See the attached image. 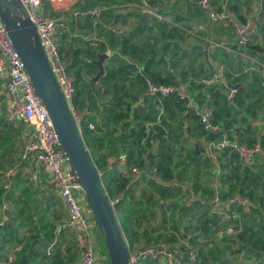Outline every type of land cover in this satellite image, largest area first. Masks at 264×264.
Instances as JSON below:
<instances>
[{
    "label": "crops",
    "instance_id": "obj_1",
    "mask_svg": "<svg viewBox=\"0 0 264 264\" xmlns=\"http://www.w3.org/2000/svg\"><path fill=\"white\" fill-rule=\"evenodd\" d=\"M139 3L141 8L128 6ZM51 10L58 21L56 43L75 79L73 105L79 133L106 194L120 204L114 210L127 245L136 248L139 239L149 236L154 225L150 214L162 209L176 216L173 222L178 224L183 245L200 248L207 240L223 250L211 256V264H264V251L258 252L249 241L252 235L264 240V207L255 197L262 196L258 183L262 185L264 158L243 162L232 152L208 147L207 133L193 113L185 106L161 104L145 82L149 77L155 85L164 80L186 85L200 110L215 108L223 97L231 101L236 93L241 94V102L228 104L230 114L219 121L223 134L264 147V0H207L204 6L201 0H68ZM209 10H226L249 23L252 31L243 53L227 45L236 39L233 27L211 22ZM101 54L106 57L99 75ZM1 120L5 122L0 125V142L4 143L13 130L6 126V112H0ZM89 123L94 130L88 128ZM5 152L3 144L0 159ZM161 159L174 178L186 182V190L169 194L153 189L150 181L161 179L156 174ZM131 167L138 171L132 172ZM208 169L209 179L204 174ZM246 175L252 178L245 180ZM21 180L11 179L0 193V264L13 261L23 230H31L21 214L27 202L33 207V201L25 186L17 189ZM233 182V190L245 196L251 193L249 211L217 217L204 206L187 202L191 193L205 198L229 193ZM53 202L46 206V221L55 225L48 252L55 250L56 257L46 264H79L88 241L69 223L67 208L56 210ZM230 227L233 233L228 234ZM96 231L93 234L99 237Z\"/></svg>",
    "mask_w": 264,
    "mask_h": 264
},
{
    "label": "built area",
    "instance_id": "obj_2",
    "mask_svg": "<svg viewBox=\"0 0 264 264\" xmlns=\"http://www.w3.org/2000/svg\"><path fill=\"white\" fill-rule=\"evenodd\" d=\"M26 9L29 20L36 29L40 46L50 65L55 81L67 103L69 111L78 127L77 113L73 105L75 94V79L70 74L62 60L56 39L58 36V21L42 9L43 2L49 3L51 9H59L68 0H18ZM204 6L207 0H201ZM141 8L142 3L128 4ZM146 12H148L146 8ZM162 20L161 17H158ZM207 18L213 23L229 24L236 33L235 41L227 43L229 48L240 54L246 46L248 36L251 33L249 23H242L235 19L226 10H209ZM0 75L5 76V88L8 99L6 119L12 122L19 119L29 123L34 128L35 138L25 142L20 152V159L32 167V178L37 180L38 171H44L50 178L53 188L67 208L69 223L77 227L87 239V244L82 252L79 264H104V256L95 249L91 236L92 221L95 222L91 207L85 195L84 188L74 171L69 159L60 145L58 135L54 129L48 110L38 95L31 76L15 48L6 27L0 19ZM148 91L159 96V99L167 96H176L184 102V106L192 110L198 117L203 130L212 136L208 147L213 150L235 153L243 161H251L255 158H264V147L259 143L245 144L230 140L224 136L222 126L213 121V110L209 107L199 109L190 99L188 88L184 84H159L155 85L146 80ZM88 128L94 130V124L89 123ZM79 130V127H78ZM80 131V130H79ZM122 156L121 160H124ZM132 172L138 169L131 167ZM12 173V171H11ZM99 173V172H98ZM10 175V174H8ZM100 176V173H99ZM155 184L171 189L186 190L187 184L183 181L171 179L163 181L155 178ZM5 185V188H8ZM189 204L206 205L209 210L218 217H232L237 208L247 212L252 204L245 195L231 194L226 197L215 194L210 199L191 193L187 199ZM114 207L116 201L110 200ZM88 218L92 219L89 221ZM226 233H233V228L226 229ZM128 247L129 264H138L149 260H156L160 264H187L182 259V254L171 251L165 245H146L138 249ZM8 260H12L11 257Z\"/></svg>",
    "mask_w": 264,
    "mask_h": 264
},
{
    "label": "water",
    "instance_id": "obj_3",
    "mask_svg": "<svg viewBox=\"0 0 264 264\" xmlns=\"http://www.w3.org/2000/svg\"><path fill=\"white\" fill-rule=\"evenodd\" d=\"M0 19L48 110L60 145L84 188L95 223L103 235L109 264H129L127 243L114 207L103 188L97 168L55 81L26 9L18 0H0ZM104 57L106 54H101L97 62L100 66L99 75L102 73L101 63ZM237 86L238 84L231 87L236 89Z\"/></svg>",
    "mask_w": 264,
    "mask_h": 264
},
{
    "label": "rangeland",
    "instance_id": "obj_4",
    "mask_svg": "<svg viewBox=\"0 0 264 264\" xmlns=\"http://www.w3.org/2000/svg\"><path fill=\"white\" fill-rule=\"evenodd\" d=\"M40 10H41V8H40ZM42 10L46 11L48 13V15L55 18L56 14L53 10H51L49 3L43 2ZM64 62H65V60H64ZM5 84H6L5 76L0 75V112H2L3 114H4V112H6V109H7V99H6L7 95H6ZM4 122L5 121L1 120L0 125L2 126L4 124ZM6 126H10L12 128L11 130H13L12 132L14 135L13 134L11 135L8 142H4V143H2L3 141L0 142V146H2L4 144L5 150H6V152L4 154L5 156L3 157L4 159L3 160L0 159V188H3V186L5 187V185H8L7 182H9L11 179L16 181V178H19V179L21 178L23 180H21V183H18L17 189L21 188L22 186L26 187V190H27L26 194L30 193V195H27V197L33 201V209L36 210L38 214H44L45 219H46V206L50 200L54 201L53 206L54 205L56 206V208H57L56 210H64L65 206L62 203L58 204V201H56L58 196L52 195L53 194L52 192L54 190L50 185L49 176L45 172H43L42 170H39L38 171V179L35 181L34 180L32 181V179L29 178V175H28L29 174L28 173V169H29L28 164L26 162L21 161V159H20V152H21L23 144L25 142H28V141L33 140L35 138L33 126L29 123L22 122L19 119H16L12 122H9L8 124H6ZM18 128L21 130L20 133L19 134L14 133V131L17 130ZM11 171H12V173H11ZM225 172H226V170H224V173ZM8 174H10V175H8ZM204 174H206L208 179L210 178V170L209 169L207 171H205ZM212 176H214L213 173H212ZM244 178H245V180H247V179L250 180L252 177H249L246 175ZM259 180L262 182V185H261V183H258L259 187L262 188L260 195H262L261 197L264 198V185H263L264 184V175L263 174H261ZM151 186L153 187L154 190L159 189V188H157V186L153 185L152 183H151ZM158 186H160V185H158ZM234 186H235V183L233 186H231L229 193L221 192L223 194L217 193V195L222 196V197H226L227 195L229 196V194H231L232 192L240 193L238 191V189L233 190L236 188ZM167 191H171V192H167ZM175 191H176L175 189H171V188L164 189V192L169 193V194H175L176 193ZM253 194L255 195V192ZM255 197H256V200L258 202L259 201L258 195H256ZM210 198L211 197H209V199ZM149 201H148V203H151ZM160 211L161 212H159V213L152 212L150 214V216L153 217V219H151V221H152L151 225H153V224L154 225L151 226L150 227L151 229L148 231L149 236H147V238H145V239L143 237L141 239L138 238L139 239L138 241H140L139 242L140 244H137L138 247H136V248L134 247L133 249L141 248V247H143L144 244H145V246H146V244L147 245H160V244H162V245H165L166 247H168L171 251L182 254V259L187 264H194V262H196L197 264L200 262H202L201 264H211L210 258L212 255L215 256V254H217L218 252L220 254H223L222 249L216 248L214 245H211L207 240L204 242V245H200L201 246L200 248L198 246H190L189 244L183 245L181 243L183 238H182L181 234L175 229L178 226V224L173 222L175 220L176 216L175 217L172 216L173 214H171V213L170 214L169 213L168 214L163 213L162 209H160ZM250 212H251V210H250ZM162 213H163V215H162ZM163 216H165V217H163ZM88 220L92 221V219H90V218H88ZM91 225L93 226V227H91V230H90L91 236H92L93 229H95V231H96L97 228H96L95 222L93 223V221H92ZM152 229H153V231H151ZM72 231L70 232V234H73L74 231L73 232ZM186 231L189 232L188 230H186ZM186 231L183 230L182 232H186ZM97 232H98V230L96 231V233ZM159 235H160V237H159ZM21 237H22V239L20 241L26 240V238L29 237L28 228H27V230H23ZM92 238H93V245L96 247L95 250L103 256L102 246H101V243L99 240L100 238L98 236H96V234L95 235L93 234ZM180 244H182V245H180ZM83 246H84V241L82 243V247ZM82 249H81V252H82ZM200 250L203 251V253H202L203 257H201L199 254ZM46 252H47V250H46ZM191 256H193L195 259H192ZM197 256L200 259V262L197 260ZM204 257H208L209 259L205 260Z\"/></svg>",
    "mask_w": 264,
    "mask_h": 264
},
{
    "label": "trees",
    "instance_id": "obj_5",
    "mask_svg": "<svg viewBox=\"0 0 264 264\" xmlns=\"http://www.w3.org/2000/svg\"><path fill=\"white\" fill-rule=\"evenodd\" d=\"M146 80H149L151 83L154 84V82H152L151 78L146 77L145 82H146ZM161 84H173V83H169L168 81L164 80ZM241 96H242L241 94L236 93L232 97L231 101H229V99L227 97H223V99L221 100V103H219L218 105H215V104L213 105V106H215V108L212 107V106H208L209 108H211L213 110V121L216 122V123H219L220 125L223 126V124H221L219 121L221 119H223V117L225 115L227 116V115L230 114L229 109H228V104H230V103H235V104L236 103H240L241 102ZM161 104H163L165 106H167L169 104L176 105L177 107L184 106V102L179 100L176 96H173V95L172 96L163 97L161 99ZM188 111H189V109H188ZM190 111L193 113L192 110H190ZM193 115L195 116L196 119H198V117L194 113H193ZM200 126H201V129L203 130V127H202L201 124H200ZM204 133L206 134V132H204ZM207 136H208L209 139L212 138V136L210 134H208V133H207ZM231 154H233L238 159V156L235 153H231ZM27 164H28V168H29L28 169L29 178H31L32 181H33V178H32V167H31V165L29 163H27ZM116 167H118V166L116 165ZM156 174L163 181H167V180H171V179L179 180L178 178H174L175 175H174L172 169L170 168V166L164 164V161L162 159L157 164ZM37 177H38V175H37ZM179 181H183V180H179ZM183 182H185V181H183ZM151 183L153 185H155V186H158L152 180L150 181V184ZM50 185L53 188V185H52L51 181H50ZM3 188L5 190L7 189L4 186H3ZM3 188H0V193L2 191H4ZM157 188H159V190L163 191V193H164V189H169V188H167L165 186H161V185L159 187H157ZM53 190H54V188H53ZM240 193H239L240 195H244L242 191ZM231 194H229V195H231ZM246 196H248V198H249L251 196V193H247ZM201 197L205 198L203 195H201ZM206 199H209V197H207ZM57 201H58V204L62 203V201L60 200L59 197H58ZM259 202H260L261 206L264 207V198L263 197H259ZM119 206H120L119 202H116L115 205H114V209H116V210L119 209ZM202 206H204L205 208H207L209 210V208L206 205H202ZM25 208H26V212L24 214H21V215L23 217V221L27 225L31 226V230H30V233H29V237L26 238V240H23V241L19 240V242H21L20 249L15 252V255L13 256V261L11 263H9V264H46L49 261H52V259L56 257V251L55 250H54V254L52 252L51 253L48 252V250H49L48 246L50 244V240H53V238L55 237L54 236L55 225L54 224H50L48 221H46L44 214H38L37 211L33 209L32 204H30L29 202H27V206H25ZM237 211H241L240 208H237L236 212ZM209 212H210V210H209ZM59 214L62 215L64 213L60 212ZM67 216H68V214H67ZM96 228H97L98 233L100 235L99 236V238H100L99 240H100V243H101V246H102V254L104 256V264H109L107 250L105 248L104 241H103V235L101 234V232H100L99 228L97 227V225H96ZM202 231L204 233H206L208 231L207 227H203ZM250 237L251 238L249 239V241H250L252 247L255 250H257L258 252L259 251L260 252L264 251V240L258 239L255 235H252ZM46 250H47V252H46ZM48 253H50V255H48ZM202 253H203V251L200 250L199 254H200L201 257H203ZM204 259L208 260L209 258L208 257H204ZM59 262H61V261L59 260ZM138 264H160V262H157L156 260H149V261H145V262H140ZM194 264H197V263L194 262Z\"/></svg>",
    "mask_w": 264,
    "mask_h": 264
}]
</instances>
